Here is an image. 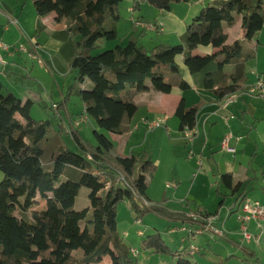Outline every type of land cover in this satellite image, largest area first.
Returning a JSON list of instances; mask_svg holds the SVG:
<instances>
[{
  "label": "trees",
  "instance_id": "obj_1",
  "mask_svg": "<svg viewBox=\"0 0 264 264\" xmlns=\"http://www.w3.org/2000/svg\"><path fill=\"white\" fill-rule=\"evenodd\" d=\"M31 1L38 19L35 38L44 30L42 19L54 13L56 23L64 25L74 40L68 69L71 74L77 73L78 85L68 89L58 108L78 97L85 114L101 131L120 136L130 133L131 121L138 112L129 92L126 95L123 91L129 87L135 93L153 90L171 94L176 87L190 89L181 77L177 58L183 56L188 72L198 74L217 59L212 54H194L200 47L223 51L218 70L206 75V90L220 100L245 91L246 65L254 54H244L241 41L228 45L225 26L233 27L241 17L248 41L264 28V0H215L191 21L179 45L161 44L147 49L139 43L145 30H133L125 45L94 54L103 42L118 40L119 19L115 14L124 0ZM143 1L166 12L172 4L183 0ZM229 64L233 68L228 73L225 67ZM3 90L0 78V105L5 107L0 109V264H101L105 257L112 264H134L131 249L118 230V205L123 201L136 214V220L154 212L178 226L186 222L185 213L168 211L150 201L147 181L157 166L148 153L122 157L99 131H93V144L85 142L77 128L67 131L59 125L55 130L50 121L32 117L31 100L21 107V121L12 106L6 105L8 96ZM200 108H187L181 100L174 116L182 132L196 129ZM66 135H71L79 152L65 145ZM120 173L126 176L129 186L116 182ZM219 182L236 197L234 207L244 201V183L237 182L231 173L221 175ZM82 187L90 190V207L76 211ZM38 198L45 201V210H31L40 205ZM140 200L150 205L145 206ZM224 203H219L214 214L205 211L206 216H217ZM141 247L156 254L172 255L177 258L176 264H191L186 250L172 252L160 234L144 240Z\"/></svg>",
  "mask_w": 264,
  "mask_h": 264
},
{
  "label": "crops",
  "instance_id": "obj_2",
  "mask_svg": "<svg viewBox=\"0 0 264 264\" xmlns=\"http://www.w3.org/2000/svg\"><path fill=\"white\" fill-rule=\"evenodd\" d=\"M214 1L183 0L178 4H172L169 11L163 12L153 8L143 0H124L119 12L115 14L119 19V38L123 34L124 39L119 40L118 38L117 41L110 42L112 47L109 49H113L117 45H125L128 41L127 38L131 36L133 30L141 33L144 30L138 25L141 22L152 24L158 29L154 31L145 30V33L139 40L140 45L147 49H152L161 44L179 45L191 21L203 8ZM137 2L139 4L135 5ZM124 6H127L125 11ZM123 15H126L127 20ZM55 19L56 15L54 13L42 19L44 30L39 38H35L34 34L38 22L35 8L31 7L27 0H0V43L2 42L7 47V49L0 48V78L4 86L3 92L8 96L6 105L12 106V110L18 119L23 121L20 115L21 107L28 100H31L34 103L32 109V117L34 119L50 121L51 123L58 122L59 125H62L69 131L73 122L85 117L86 114L84 105L78 97H72L67 106H63L62 109L58 108V104L64 101L70 88H67L68 84H66L71 74L69 73L68 65L72 61L75 46L74 40L70 37L65 26L56 23ZM124 22L126 25H129V28L122 30ZM225 30L228 34V45L233 44L235 41H241L244 46L243 51L254 54V59L246 65L248 74L246 89L258 83H264V28L251 41L245 38L241 17L237 19L233 27L225 26ZM200 48L196 49L193 53L200 55L212 54L216 55L217 59L198 74L191 75L188 72L183 64V56L177 58V63L181 66L183 73L181 77L190 85V89L180 90L176 87L171 94H161L153 90L141 93H135L133 90L129 92L128 97L133 98L138 105V112L131 121L130 133L122 135L125 142L120 149L122 148L121 150L124 154L119 155H126L125 153L134 147V140L138 141L139 137L142 136L139 133L140 131L145 132L144 136L147 141L146 135H154L156 130L159 129L148 132L142 119L156 120L166 118L164 127H166L171 146L176 148H185L187 145L191 146L190 153L192 155H199L198 164L202 168V171L213 172L214 166H216L221 175L231 173L237 181L236 172L238 171V163L236 161L223 159L221 163H214L213 166L210 157L205 156V151L207 153L213 152V148L217 147L219 151L224 152L222 150V142L227 135H232L233 137L230 146H233L231 147L235 149V153L231 154H237V144L241 142H244L246 145L251 144L254 149V155H256V159L258 158L259 161L258 167L261 171H264V155L259 156L258 154L259 149L264 152V97L243 91L234 94L235 99L226 105L224 100H220L213 92L206 90V75L218 70V60L222 58L223 51L220 48L203 49L205 51H202ZM40 60L43 61V65L39 63ZM35 63L39 66L40 71H36ZM42 68L47 71L48 75L43 74ZM232 68L233 65L229 64L225 67V71L229 73ZM76 78L77 75L72 80L71 87L75 85V80L77 82ZM35 84L38 87L37 91H34ZM181 100L185 101L187 108L201 106L197 117L195 136L191 141L186 139V132L180 130L179 121L169 125L171 116L174 114ZM0 109H5L4 105H0ZM48 109L50 110L49 114L47 113ZM136 118L138 120L135 124ZM86 123L89 124L92 130L102 133L96 122L90 117H87ZM81 129H79V133L82 136ZM248 139L250 140L249 143L246 141ZM201 140H203L202 148L198 147ZM143 147L144 149L140 153H148L145 150V146ZM158 163L160 166L159 160ZM237 182L244 183V200L251 199L264 205V195L251 194L244 180ZM223 200L225 201V199ZM235 200L236 197L233 200V207ZM236 212L237 207L234 208V211L230 213L231 215L227 219H220L217 216L214 222V226L215 224H221L225 229L227 239H230L229 236L235 235L236 225L239 220L232 221V215ZM251 226H253V230L249 232L252 235H259L260 230L257 228L256 223H249L248 229ZM210 240L211 238L201 242V251L198 255H201L202 251L205 253L212 249ZM174 241L178 249L177 251H187L186 243L183 242V239H181L180 245L177 244V239ZM230 241L234 242L232 239ZM234 244L240 247V244L236 242ZM251 254L255 256L257 252L253 250ZM185 256L188 257V255Z\"/></svg>",
  "mask_w": 264,
  "mask_h": 264
},
{
  "label": "rangeland",
  "instance_id": "obj_3",
  "mask_svg": "<svg viewBox=\"0 0 264 264\" xmlns=\"http://www.w3.org/2000/svg\"><path fill=\"white\" fill-rule=\"evenodd\" d=\"M27 2L31 7H34L31 0H27ZM126 8L127 6H124V11ZM124 17L126 18V15ZM124 28H129V25H126L125 22L122 25V30H124ZM121 39H124L123 34L120 35L119 40ZM99 46V50L95 51L94 54L109 50V48L112 47V44H110V42H104ZM200 49L205 51L203 49L211 50L212 47H201ZM243 53H245V51H243ZM35 67L37 69L36 71H40L37 63H35ZM42 70L44 75H48L44 68H42ZM182 74L183 73L181 72V75ZM76 75L77 73L70 74L69 79H67L66 82V84H68L67 88L71 87V84L73 83L72 80ZM175 80L176 79H174L173 82H175ZM70 81L71 83H69ZM167 81H169V78ZM74 82L78 85L76 80ZM37 89L38 87L36 85L34 91H37ZM130 91L131 89L127 87L126 91H123V93L127 95ZM49 111L50 110L48 109V114L50 113ZM137 120L138 118L135 119V124L137 123ZM175 122H178V120L173 114L169 121V125H172ZM71 126L73 127V125ZM52 128L58 130L60 128L58 122H53ZM65 129L68 131L67 128ZM79 129H81L82 138L85 142L90 141L91 143L96 144L93 134L94 130L90 128L89 124L84 122ZM139 133H141L142 136L139 137L138 141L134 140V147L130 148L125 153L126 155L122 156H129L130 154L137 155L144 149L143 146H145V150L148 151L152 158V162L157 166L155 173L148 177L147 195L151 202L160 208L172 212H183L185 214L203 209L213 214L218 209L219 203L225 199L224 206L219 209L217 216L220 217V219H227L228 213L233 211L234 197L231 196L230 190L219 182L221 172L218 171L216 166H214V163H221L223 159L234 160L238 163V171L236 172L237 181L244 180L247 184L246 187L251 194L257 193L261 196L264 195V171H261L258 167L259 161L258 158L256 159V155H254V149L251 144L246 145L244 142L237 144L236 155L226 153V151L221 152L218 150V147L213 148V152L207 153L205 151V156L210 157L211 163L215 168L213 172L208 173L202 171V168L198 164L199 155H192L190 153L191 146L187 145L185 148L171 146L166 127L159 128L154 135L147 134V141L144 136L145 132L140 131ZM102 134L108 136L114 144L116 153L124 154L121 150L122 148L120 149L125 142L123 136L110 134L105 131H102ZM246 141L247 143L250 142L249 139ZM64 143L72 151L79 152L71 135H66L64 137ZM137 145H139V147H137ZM202 146L203 140H201V143L199 142L198 147L202 148ZM258 154L261 156L264 155V152L259 149ZM158 160L160 161V166ZM137 174H140L139 169ZM1 176L2 174H0V181L2 179ZM217 190L219 192H217ZM89 193L90 190L86 187L80 189L74 210L81 211L90 207L88 199ZM101 194L104 195V192ZM38 201L40 205L33 207L31 210L41 211L46 209L45 201L40 198H38ZM140 201L145 205L143 200ZM117 213L118 230L124 244L131 249L134 264H175L177 258L172 257V255L156 254L152 251H146L141 247V243L150 236L160 234L164 243L170 248V250L172 252L177 251L178 249L174 240L177 239V244L180 245L181 239L184 238V234H173L170 232L173 228L178 227L176 222L168 221L163 216L154 212L147 214L140 220H136V214L130 209L129 204L126 201H123L118 205ZM241 213V209L234 213L232 215V221H236ZM89 218H91V213L89 214ZM215 226L218 229L225 230L221 224H215ZM236 226L235 235L229 236L234 242L230 241V239L209 233L196 238L193 241V244L198 247H200L201 242L211 238L210 246L212 249L205 253L202 251L201 255L197 254L194 257H190L191 264H264V229L262 230L263 238L258 241L259 243L255 240L248 243L242 236L241 222L239 221ZM250 230H253V226H251L249 231ZM235 242L240 244V247L234 244ZM187 245L188 244H186V246ZM132 250L137 251V256H133ZM253 250L257 252L255 256L251 254ZM101 264H112L111 259L105 257Z\"/></svg>",
  "mask_w": 264,
  "mask_h": 264
},
{
  "label": "built area",
  "instance_id": "obj_4",
  "mask_svg": "<svg viewBox=\"0 0 264 264\" xmlns=\"http://www.w3.org/2000/svg\"><path fill=\"white\" fill-rule=\"evenodd\" d=\"M144 30L154 31L158 28L152 24L146 23H139L138 24ZM0 48L7 49V47L1 42ZM41 65H43L42 61H39ZM244 92L252 94V95H259L260 97H264V83H258L255 86L247 88ZM234 94L227 96L224 99L226 105L231 103L234 100ZM87 115L80 119H77L73 124V127L79 129L84 122L87 121ZM142 122L146 125L147 131L152 132L155 129L164 127L166 124V118H159L156 120H149V119H142ZM196 130V129H195ZM195 130H186V139L191 141V139L195 136ZM232 135H227L222 142V150L228 153H235V149L230 146L232 141ZM116 182L123 186H129V181L123 173H120L116 179ZM146 206L150 204L143 200ZM233 207V211H234ZM241 209L242 213L238 216V220L241 222V232L244 240L248 243L252 241H260L262 238V230H263V223H264V205L258 201H253L251 199H245L237 206V211ZM231 211L230 213H232ZM228 213V216L231 214ZM217 216H210L207 217L205 214V210L199 209L196 212H189L186 214V222L181 223L180 226L173 228L170 232L171 233H182L184 234L183 242L188 244L186 246L187 254L190 256H194L200 253V247L193 244V241L202 236L206 233L217 235L220 237H226L227 232L223 229H218L214 226V222L216 221ZM251 222H255L257 228L260 230L259 235H252L249 232L248 225ZM133 256H137V251L132 250Z\"/></svg>",
  "mask_w": 264,
  "mask_h": 264
}]
</instances>
